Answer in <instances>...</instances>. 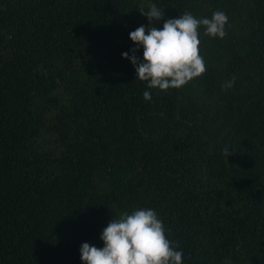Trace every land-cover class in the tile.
Masks as SVG:
<instances>
[{
  "label": "trees",
  "instance_id": "16d2710c",
  "mask_svg": "<svg viewBox=\"0 0 264 264\" xmlns=\"http://www.w3.org/2000/svg\"><path fill=\"white\" fill-rule=\"evenodd\" d=\"M153 3L228 16L179 89L122 56ZM140 208L183 264H264V0H0V264H83Z\"/></svg>",
  "mask_w": 264,
  "mask_h": 264
},
{
  "label": "clouds",
  "instance_id": "9594fccd",
  "mask_svg": "<svg viewBox=\"0 0 264 264\" xmlns=\"http://www.w3.org/2000/svg\"><path fill=\"white\" fill-rule=\"evenodd\" d=\"M139 11L147 17L149 26L141 25L129 33L136 47L131 49V56L127 52L122 56L130 59L136 79L146 82L148 89H179L207 71L199 48L201 27L206 36L223 39L227 35L228 16L220 10L214 11L210 18H197L186 11L178 18L166 20L164 10L154 3L148 11ZM161 20L164 23L159 28L156 22ZM140 47L142 61L135 54ZM235 79L232 77L223 87L232 88ZM143 96L151 100L149 91ZM100 239L102 248L87 242L81 245L83 264H183V252L167 238L163 221L153 209L140 208L121 214L108 223Z\"/></svg>",
  "mask_w": 264,
  "mask_h": 264
}]
</instances>
